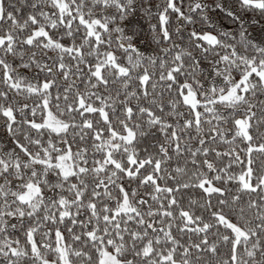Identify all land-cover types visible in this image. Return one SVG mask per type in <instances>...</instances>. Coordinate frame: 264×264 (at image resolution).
Returning a JSON list of instances; mask_svg holds the SVG:
<instances>
[{
    "label": "snow or ice",
    "instance_id": "snow-or-ice-1",
    "mask_svg": "<svg viewBox=\"0 0 264 264\" xmlns=\"http://www.w3.org/2000/svg\"><path fill=\"white\" fill-rule=\"evenodd\" d=\"M138 7L0 0V264H264V42Z\"/></svg>",
    "mask_w": 264,
    "mask_h": 264
},
{
    "label": "trees",
    "instance_id": "trees-1",
    "mask_svg": "<svg viewBox=\"0 0 264 264\" xmlns=\"http://www.w3.org/2000/svg\"><path fill=\"white\" fill-rule=\"evenodd\" d=\"M141 2L143 7H138L132 15L127 17L123 22L125 27H128V22L132 21L136 15L139 16V12L144 11L145 7L149 5L155 6L152 8L154 15L156 7H158L160 3H163V0H141ZM186 3L187 0H185V4ZM205 3L207 4V16L211 24H208L207 22L201 23L200 20L197 19L196 27L205 28L206 30H211V27H215L218 31L237 35V37L238 33L243 30L246 32L249 40L257 43L264 42L262 40L256 41L249 36L257 31H262L264 28V13L259 9L244 7L240 3V0H205ZM154 22V19H150L149 16H147V20L144 22L142 20V25L147 24L148 26L144 36L146 40L142 44L138 45L135 43V35L132 38L136 47L146 55L151 54L158 48V42L154 39L152 32V24ZM175 23V17H173L172 25L174 26ZM189 27L192 26L189 25ZM184 35L186 36L187 34L185 33ZM0 134H2V130H0Z\"/></svg>",
    "mask_w": 264,
    "mask_h": 264
},
{
    "label": "rangeland",
    "instance_id": "rangeland-1",
    "mask_svg": "<svg viewBox=\"0 0 264 264\" xmlns=\"http://www.w3.org/2000/svg\"><path fill=\"white\" fill-rule=\"evenodd\" d=\"M139 13H140L139 16L136 15V17L132 20L133 21V23L131 24L132 30L128 33L129 35L132 36V38L134 37V35L136 36L135 43L138 45L142 44L146 40L144 36L148 28L147 24L142 25V20L143 22L147 20L148 15L146 14L145 10ZM249 36L250 38H253L256 41L262 40V38H264V28L262 29V31H257L253 35H249Z\"/></svg>",
    "mask_w": 264,
    "mask_h": 264
}]
</instances>
